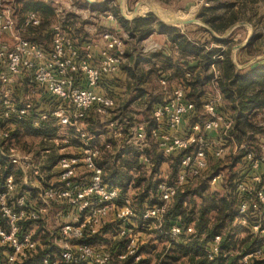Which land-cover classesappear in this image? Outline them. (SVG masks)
Masks as SVG:
<instances>
[{
    "label": "built area",
    "instance_id": "1",
    "mask_svg": "<svg viewBox=\"0 0 264 264\" xmlns=\"http://www.w3.org/2000/svg\"><path fill=\"white\" fill-rule=\"evenodd\" d=\"M0 10V31L9 32L12 42L0 40V85H11L15 78L26 72H31L34 93L37 87L44 88L56 99L67 101L74 108L71 118L63 107L50 112L38 114L33 124L48 117L58 119L64 126L74 124L84 116L91 105H97L98 111L106 112L112 104L109 97L93 90L98 86L103 75L116 71L124 60V47L120 39L110 32L103 34L105 45L99 54L96 65L90 63L91 55L86 52L82 57L78 54L74 41L60 24L51 29V46L48 51L35 42L21 36L15 26L12 11L8 5ZM40 16L36 11L25 13L22 26H37ZM189 77V73H186ZM84 80L85 85L78 83ZM5 99L2 115L13 121L23 120L32 108L31 101H25L20 106L11 104ZM194 110V104L186 99L185 85L180 83L167 91L162 103L156 105L151 114V125L146 131L143 125L135 130V138L145 141L148 136L157 143L163 155H172L182 151L179 170L174 182L168 184L160 181L157 189L162 205H152L145 208L140 217L144 222L159 220L165 208V202L170 200L179 186L190 178L199 175L208 166V156L219 158L224 153L221 141L214 143L206 139L207 131L217 130L222 136L228 137L227 131L232 122L216 112L212 102L203 105L204 119L195 121L188 126L184 135L177 130L185 117ZM81 137L84 134H79ZM10 130L0 128V140L8 142ZM71 133L62 139L67 144ZM259 152L246 150L243 160L252 170H260L251 178V183L239 181L236 192L247 195L252 201V209L247 200L239 203L236 223L247 226L252 233L264 237V143L259 146ZM99 152L96 148L85 149L81 155H63L57 162V179L40 187L36 193L38 204L30 203L27 192L15 193V182L11 172L1 175L0 163V264H113L111 261L126 262L132 259L136 263L141 260L139 241L128 227V221L135 216L129 198L119 196L115 189H109L102 181V170L95 159ZM0 158L15 165L23 174L37 176L39 166L33 158L18 152L12 145L6 150L0 145ZM83 164L90 171L86 181L75 179L76 168ZM218 176L210 177V183H215ZM121 200L120 205L115 201ZM50 205L58 206L64 213L78 211L81 216L65 220L50 231L52 236L50 249L46 245L40 247V241L25 229L27 223H40ZM114 211L117 221L116 233L119 237V249H109L101 240L100 231L107 222V215ZM261 212V213H259ZM259 213V214H258ZM191 228H187L190 231ZM181 228L173 226L169 230L171 236H176ZM219 236H215L209 245V258L217 253ZM74 245V246H72ZM40 252L38 257L35 254ZM262 247L247 253L243 264H248L250 257L259 255ZM114 258V259H112Z\"/></svg>",
    "mask_w": 264,
    "mask_h": 264
},
{
    "label": "crops",
    "instance_id": "2",
    "mask_svg": "<svg viewBox=\"0 0 264 264\" xmlns=\"http://www.w3.org/2000/svg\"><path fill=\"white\" fill-rule=\"evenodd\" d=\"M24 1L26 0H21L20 2ZM84 1H86L85 8H88L90 11H94L96 7H92V5H96L98 0H94L95 2H93V0ZM53 12L55 13L54 9ZM65 21L67 22L66 29L72 36H74V44H77L81 51L85 50L86 52H89L91 55L90 63L92 65H96L99 60V52L102 43L100 41L98 44L95 41L90 42V37H81V39L78 38L75 35V32L79 31H76L74 27L67 25L70 24V19H62V27H65L63 24ZM112 24L117 26L116 23ZM189 25L190 24L182 26ZM24 34L25 35L22 33L23 37L25 38H29L31 36L28 32H25ZM187 38L189 41H191L189 37ZM250 38L251 35L247 34L241 46L236 50L235 54L233 53V57H231L235 70L247 67L253 68L255 66L264 64V53L254 57L248 55L243 59L238 58L240 53L243 52L240 49L250 40ZM0 40L11 43L12 37L9 32L0 31ZM38 44L45 49H50L51 46L47 45L45 42H38ZM126 49L133 52L131 60L129 57L124 55V60L120 64L119 68L112 73L105 74L98 86L93 88L95 92L109 97L112 100V104L106 109V112L101 113L98 111L97 105H91L87 108L83 117L77 119L74 124L72 123L68 126L61 125L58 119L53 117H49L44 121H39V124L37 125L33 124L34 120L37 119L38 114L50 112L58 107H63L66 112L69 113L71 118L73 117L75 110L70 103L56 99L44 88L37 87L36 91L32 93L31 89L34 88V81L31 72L19 74L11 85H0V116L2 117V111L5 108V99L14 105H21L25 101H31L32 108L30 112H32L34 115L28 118L25 121L26 124H22L19 129L21 132H24L23 127L27 125V127L31 129H40L41 131H44L43 134L36 135V137H34L37 139L35 151H24L17 142L12 143V146L15 147L18 152L31 156L34 162L40 168V173L37 176L30 175L26 178L23 177V174L19 169H16L17 167L15 165H11L9 163L7 164L4 161L11 167L9 172H11L14 177L16 194L23 193V191L27 192L30 203L37 205L39 201L36 196L38 189L48 183L55 182L57 179L58 159L63 155H81V153L88 148L98 149L99 154L95 159V162L101 168L102 174L103 168L108 165L111 166L116 172L125 175L126 178L121 182L119 179L113 180L110 177H103V175L102 179L108 188L111 187L110 189L124 191L126 193L124 197L129 199L130 197L127 193L142 191L147 185V181L150 180L153 182L154 180V182H156L157 179H165L168 177L170 171L169 165L173 157L161 155L163 160L159 165L156 166L157 172H153V163L156 158V153L153 149H158L155 141L149 136L146 137L145 141H138L135 138L134 130L139 125H143L146 131H148L149 127L146 125V118H143L141 115L142 110H144L145 107L143 105H134L133 100L138 94V91L142 88H146L148 94L151 95V97L159 94L162 96L163 100L165 93L175 88L180 83L185 85V95L187 96V94L192 90V87L186 84L184 77L186 76V73H189V78L193 77L194 71L192 72L187 70L182 56L171 44L169 50L167 49L164 51L161 49V47H158L156 50H145L144 54H139L136 47L135 50H131L130 48ZM153 53H158L159 57L157 59L152 58ZM166 57H172L174 59L171 68L163 69L160 67V60L161 58ZM212 58L215 61H220L222 56L217 59L214 58L213 55ZM186 59L189 66L196 64V60L193 59V55H188ZM146 60H149V63L146 62ZM135 62L140 63L143 70L147 73L155 72L153 73L154 78H151L150 82L133 86V81L130 78L129 70L123 69L121 67L124 64L131 67ZM177 69L182 72V75L179 77L174 75V72ZM219 78L220 71L217 64L213 63L207 70L203 71L198 84L201 88L199 100L201 104L212 102L216 112L223 115L224 118L231 120L233 123L234 111L229 107V103L224 99L222 93L218 89L217 80ZM77 80L79 84L85 85L84 80ZM152 80H154V83H156L158 92H155L151 87L150 83ZM157 103L158 102H153L151 109ZM6 104H8V102ZM136 107H138L140 111H134V108ZM257 111L258 112L255 122L258 126L264 127V106ZM120 113L128 114L121 115ZM136 114H140L141 117L136 119ZM195 116L196 120H199L200 118L202 119V109L196 112ZM189 118L190 117L188 116L184 118L182 124L177 130L178 134H185L189 126ZM19 125L10 122L4 123L0 120V126H4L5 128L7 127L11 130L16 129ZM17 133V135L15 134L16 140L21 139L20 135L22 134L20 132ZM69 133H71L69 142L67 144H63L62 139ZM79 134H84V136L81 137ZM206 139L214 143L222 140L225 154L228 152L237 154L242 146H237L231 137L225 138L215 129L207 131ZM258 140L257 147L253 146L251 148L255 150L259 149V146L264 143V136L258 137ZM224 153L222 155H224ZM103 157L106 159H103ZM217 161V158H213L211 155L208 156V166L204 171H202V173L208 172L212 163ZM236 171L237 176H239L241 181L247 183H251V178L255 174L261 172L260 170L252 171L242 160L237 164ZM224 172L225 171L222 167L217 169L215 172L210 174V177L217 175V181L215 183H210V179H208L207 182L213 191H217L220 194L226 193V195H229L231 194V191L222 186V179L225 174ZM89 177L90 171H88L83 164H80L76 168L75 179L86 181ZM135 178H142L145 179V181H140L137 183ZM187 183L188 181L184 185ZM250 203L252 204L251 201ZM75 216H81V214L75 210L71 211L70 214L64 213L60 207L50 205L44 213L43 219L40 223H27L25 225V229L31 233H34V235L40 241V247L42 245H46V249L48 250L50 249L48 244H51L52 241L50 231H52L59 223L68 219L72 220V218ZM155 224L157 228V223L151 222L148 224L147 230L148 228L154 227ZM117 226L118 224L114 218V211L112 210L107 215V222L101 229L100 236L104 244L111 245L112 249L115 250L119 249L120 247L119 244L117 245L120 239L117 237V234H115ZM128 227L132 230V233L136 236L138 241L140 240L139 249L141 253L143 249V242L141 241L143 227H141L138 223V216L136 213L135 216L128 221ZM189 228L192 230V227ZM152 242H150V250H152L151 252H154L153 246L155 244L152 245ZM142 255L143 254L141 253V256Z\"/></svg>",
    "mask_w": 264,
    "mask_h": 264
},
{
    "label": "trees",
    "instance_id": "3",
    "mask_svg": "<svg viewBox=\"0 0 264 264\" xmlns=\"http://www.w3.org/2000/svg\"><path fill=\"white\" fill-rule=\"evenodd\" d=\"M231 5L232 4H228L229 7ZM23 7L24 10L29 9L36 11L40 16V23L37 26L28 27L30 29H33V31L35 32L38 29H41L44 23V19L51 17L54 13L53 8L43 1L28 0ZM92 7H96L99 11L104 10L102 5L96 4L92 5ZM204 10L206 12L202 14L201 20L206 25H208L213 32H216L218 34H222L236 20L232 14L228 16L223 14H216L215 7L213 5L206 7ZM112 12L118 23H120L122 28H124L128 35L134 40V43H137L141 36L150 34L155 30L159 32V30L162 29V32H165L166 35H168L167 38L170 44L176 50H178V52L182 56L187 70L192 72L194 71L193 77H184L186 84L192 87V90L187 94L186 99L194 104L193 112L188 115V117H190L188 122L189 125L195 121L202 122L204 119V104H201L199 100V97L201 95V88L198 85L200 82V76L202 75L203 71L207 70L211 66V64L214 63L218 66V69L220 71V78L217 80L218 89L222 93L224 99L229 103V107L234 111V122L228 129L227 135L228 137H231L233 139L234 143L237 146L242 145L241 149H239V152L237 154H233L230 152L226 154L224 153V155L217 158V162L212 163L208 172H201L199 175L190 178L186 185L183 184L179 186L176 190L175 195L170 200L165 202L164 211L159 217V220L156 221L157 228L155 229L158 239L163 236H165L166 239L169 238L168 242L170 244L169 246L171 247L168 249L167 255H170L169 250L173 251V253L179 252L183 256H187L189 262L188 264H237L241 256L243 258L250 251H253L258 247H262L256 242L255 244L253 243V236L255 235H239V229L241 228L238 226H233V221H236L237 208L239 203L243 200H247L250 204L251 201L250 197H248L247 195H242L236 192V183L241 181L239 176H237V164L240 163L241 160L244 162L243 156L246 150L259 152L260 149L255 150L251 147H257L259 141L258 137L264 136V127L258 126L255 122V118L258 112L257 110L264 106V64L255 66L253 68L247 67L235 70L234 64L230 57L232 40L229 38V36L224 39H219L210 34V37L213 41L222 42L226 45V49L222 51L221 54L222 59L220 61H215L212 57L219 50L211 49L206 51L199 44L194 43L193 41H189L187 38L188 36L185 32L180 33L176 27L167 29L163 26L164 24L162 22L156 21L150 14L146 15L145 17L136 16L128 20L119 16L116 11ZM66 23V21L63 22L65 27L62 28L65 33H67L69 36H71L72 39H74V36H72L66 29ZM67 25L74 27L72 23ZM163 28H165L166 31H164ZM203 30L209 32V30H207L206 28H203ZM36 34V36L33 35L27 39L37 44L38 42H44L38 37L40 33L36 32ZM251 44L252 40H249L240 50L247 51ZM74 45L78 54L80 55V57H82L86 51H81L78 48L77 44ZM45 50L48 51L49 49ZM131 50H135L134 45L132 46ZM124 55L129 57L131 60L133 52L126 49L124 50ZM188 55H193V59L196 60L195 65H188V61L186 59ZM158 57V53H153L152 58L157 59ZM173 59L174 58L172 57L161 58L160 67L163 69L171 68ZM146 62L149 63V60H146ZM121 68L129 70L130 78L133 81V86L150 82L151 78L154 76L153 73H155H147L143 70L141 64L138 62H135L131 67L124 64ZM174 75L179 77L182 75V72L177 69L175 70ZM162 101V96L155 95L151 97V95L148 94L147 89L142 88L134 97L133 104L143 105L145 107V114H149L151 116L153 108L156 105L162 103ZM153 102L158 103L151 109ZM200 109H202V119L200 118L199 120H196V112H198ZM30 111L28 115L20 121L5 119L3 115V118L0 116V120L4 123L10 122L15 123L16 125H19L18 123H22L23 125H25V121L34 115ZM120 114L127 115L128 113ZM148 117L145 120H147L146 125L150 127L151 119L149 117L148 120ZM2 127L4 126H0V128ZM19 127L20 125L14 130L6 127L10 130V137L8 142L0 140V144H2L1 146L4 150H6L8 146L12 145V143L15 142L16 135L18 134L17 132H20ZM23 129V133H32L31 135L33 137L44 133V131H41L40 129H31L27 127V125L23 127ZM16 142L19 144V139ZM153 150L156 153V158L153 163V172H157L156 166L162 162L163 159L161 155L163 154L158 149ZM182 153V151H179L175 152L172 155H168V157L173 158L169 165L170 171L167 178L157 179L156 182H154V180L153 182L149 180L147 181V185L142 191L132 192L136 194L132 197L129 196L132 209L138 216V223L141 227H143V231H147L148 224L151 222L142 221L140 215L142 211L147 207H150L152 205H162L164 201L160 199L157 184L160 181H165L168 184L174 182L179 170V162ZM103 159L106 158L103 157ZM4 161L8 164L6 159L0 158V163L2 164L1 175H6L11 168ZM221 167L225 171L222 179V186L231 191V194L229 195H226V193L220 194L217 191H213L211 187H209L207 182L210 178V174L212 172H215L217 169H220ZM102 175L103 177H110L113 180L119 179L120 182L126 178L124 174L116 172L114 169H112L111 166L108 165L103 168V174H101V176ZM135 180L137 183L140 181H145V179L142 178H135ZM110 188L111 187H109V189ZM118 192L121 198H123L126 194L124 191ZM148 193H153V197H151V199L147 202L146 199ZM132 200L133 202L135 201V203H132ZM115 203L116 205H120L121 200L117 199ZM187 203L189 207L191 206L190 208H186ZM251 209L252 207L250 204V210ZM173 226H178L181 228V232L176 236H171L169 234V230ZM189 227H192L191 231H187V228ZM216 235L219 236L220 239L217 244L218 250L215 255L209 258V245L212 243ZM255 240L258 241V239ZM153 249L155 250L154 254L158 255L159 253L156 252V245L153 246ZM40 252L41 251L39 250L35 254V257H38L40 255ZM252 258L249 259L248 264H264V259L252 262ZM142 261H144V259L140 260L139 262Z\"/></svg>",
    "mask_w": 264,
    "mask_h": 264
},
{
    "label": "rangeland",
    "instance_id": "4",
    "mask_svg": "<svg viewBox=\"0 0 264 264\" xmlns=\"http://www.w3.org/2000/svg\"><path fill=\"white\" fill-rule=\"evenodd\" d=\"M20 1L21 0H0V10L6 7L5 5H8L12 11V17L15 20V26L17 29H20L18 31L19 34L22 35L23 33V35H25L24 33L28 32L31 36H36V32H39V39L43 40L47 45H51L50 32L52 26H54L55 24H60V21H62V19L71 18L72 20L70 19V23L73 24L76 31H79L75 32V35L80 39L81 37H90L89 41H95L97 42V44L100 41L102 43L100 52L105 45V41L103 39V34L105 32H110L117 38H119L121 43L123 44L124 50L126 48L131 49L134 45L137 48V52L139 54H144L145 50L149 49L156 50L158 49V47H161V49H163L164 51L170 49V42L167 38L168 35H166L165 32H162L161 28H158L161 29L159 30V32L155 30L150 34L141 36L138 42L134 43V40L128 35L124 28H122L120 23L117 22V19L113 15L112 11H116L119 16L126 19H132L136 16L145 17L146 15L150 14L156 21L162 22L164 24L163 26L167 29H170L171 27H176L180 33L185 32L191 41L199 44L206 51L211 49L219 50L217 53L214 54V58L217 59L222 56V51L226 49V45L222 42L213 41L210 37V34L219 39H224L229 36V38L232 40L230 57H233V53L235 54L236 50L238 49L236 47L243 43L247 34L251 35L250 40H252V44L247 51L241 52L238 58L243 59L246 58V56L248 55L254 57L264 53V0H98L97 5L103 6L104 10L102 11H99L97 8H95L94 11L88 10V8H85L86 1L84 0H41L50 7H52L55 13H53V15L49 18H45L43 26L36 32L33 31V29H30L28 27L24 28L21 25V20L24 14L30 10H24L23 7L28 0L24 2ZM93 2L95 1L93 0ZM138 3H148L155 6L158 5L157 7H161V9H165L172 13L182 14L183 19H196L197 22L191 23L189 26L173 25L159 18L158 14L151 8L145 9L143 12H137L136 8ZM228 4L232 5L229 7ZM211 5L215 7L216 14H223L226 16L232 14L236 19L234 23H232L222 34L213 32L210 27L201 20L202 14L206 12L204 9ZM112 23H116L117 26H114V24ZM203 28L209 30L210 33L203 30ZM163 30L166 31L165 28H163ZM153 78L154 77H152V79ZM150 84L154 91L158 92V87L156 83H154V80H152ZM134 111H140V109L136 107L134 108ZM140 114L135 115L136 119H139L141 117ZM141 115L143 116V118H147L149 114H145L144 110H142ZM149 117L151 119L150 115ZM18 124L22 126V123ZM20 133L22 134L20 135L21 139H19V146L21 147V149L24 151H35L37 146V139L31 135L32 133H23L21 131ZM16 141L17 140H15V142ZM135 194L136 193L132 192L128 193L130 197ZM151 197H153V193H148L146 201L148 202ZM132 203H135V201L133 202L132 200ZM188 207L189 206L187 203L186 208ZM251 207H253L252 204ZM234 222L235 220L233 221V226H238L241 228L239 229V235H255L253 236V243L255 244L256 242L262 246V252L259 255H253L252 257L254 258L250 257L252 258V262H255L256 260H263L264 237L259 236V233H250L251 231L249 230V228L238 225L236 222ZM155 228L156 224L154 227L148 228L147 231H143L141 233V241L143 242V249L141 252L143 255L141 258L142 260L144 259V261L136 263L132 259H127L125 263L118 262L117 260H112L111 263L188 264L189 262L187 256H183L179 252L173 253V251L169 250L170 255H167L168 249L171 247L169 246L170 244L168 242L169 238L166 239L165 236H163L158 239ZM255 239H258V241ZM150 242L153 243L152 245L155 244L157 246L156 252L159 253L158 255L154 254V252H151L152 250L150 251ZM118 244H120V242L117 243V245ZM108 247L112 250L111 245H108ZM237 264H243L242 256Z\"/></svg>",
    "mask_w": 264,
    "mask_h": 264
},
{
    "label": "bare ground",
    "instance_id": "5",
    "mask_svg": "<svg viewBox=\"0 0 264 264\" xmlns=\"http://www.w3.org/2000/svg\"><path fill=\"white\" fill-rule=\"evenodd\" d=\"M158 5H152V4H146V3H138L136 11L137 12H143L145 9L151 8L153 9L157 14L158 17L164 20L165 22H173L174 19H183L182 14L180 13H172L170 11H167L165 9H161V7H157ZM152 10V11H153Z\"/></svg>",
    "mask_w": 264,
    "mask_h": 264
},
{
    "label": "water",
    "instance_id": "6",
    "mask_svg": "<svg viewBox=\"0 0 264 264\" xmlns=\"http://www.w3.org/2000/svg\"><path fill=\"white\" fill-rule=\"evenodd\" d=\"M197 22L196 19H174L173 22H170L173 25H187ZM241 45H238L236 48H239Z\"/></svg>",
    "mask_w": 264,
    "mask_h": 264
}]
</instances>
